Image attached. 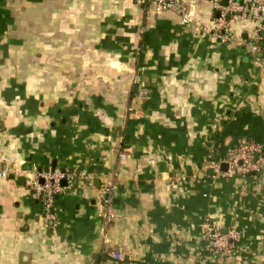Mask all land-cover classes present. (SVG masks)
I'll use <instances>...</instances> for the list:
<instances>
[{
  "label": "crops",
  "instance_id": "crops-1",
  "mask_svg": "<svg viewBox=\"0 0 264 264\" xmlns=\"http://www.w3.org/2000/svg\"><path fill=\"white\" fill-rule=\"evenodd\" d=\"M185 6L211 26L208 2ZM245 26L220 42L133 0H0V264H264V171L204 168L240 140L264 149ZM53 162L77 178L50 222L26 182ZM206 224L238 232L227 262Z\"/></svg>",
  "mask_w": 264,
  "mask_h": 264
},
{
  "label": "built area",
  "instance_id": "built-area-1",
  "mask_svg": "<svg viewBox=\"0 0 264 264\" xmlns=\"http://www.w3.org/2000/svg\"><path fill=\"white\" fill-rule=\"evenodd\" d=\"M136 4L146 8H152L155 12L174 11L180 15L183 26H195L196 29L209 35L212 39L227 42L233 39L230 29L231 21L249 22L252 26L249 32L251 51H261L264 55V0H205L210 4L211 26H204L188 11L186 2L195 0H133ZM260 42L261 46H257ZM124 159V157H120ZM225 165L226 170L221 171ZM204 168L212 172L213 176L232 177L236 173L256 175L264 171V149L256 142L240 140L227 154L218 160H213L204 165ZM82 176V175H81ZM76 174L66 169H54L53 171L34 170L26 185L32 198L38 200L44 209V217L53 221L52 205L57 196L65 194L74 187ZM115 187L109 182L103 188L102 207L106 211V218L113 219L111 212L112 194ZM205 251L223 261L232 258L236 250L239 234L235 230L221 228L206 224L203 227ZM124 255L119 251L109 253L108 264H121ZM103 264V263H99Z\"/></svg>",
  "mask_w": 264,
  "mask_h": 264
},
{
  "label": "rangeland",
  "instance_id": "rangeland-1",
  "mask_svg": "<svg viewBox=\"0 0 264 264\" xmlns=\"http://www.w3.org/2000/svg\"><path fill=\"white\" fill-rule=\"evenodd\" d=\"M244 23H246L245 31H248V30H251L252 29V26L250 25L249 22H244Z\"/></svg>",
  "mask_w": 264,
  "mask_h": 264
},
{
  "label": "water",
  "instance_id": "water-1",
  "mask_svg": "<svg viewBox=\"0 0 264 264\" xmlns=\"http://www.w3.org/2000/svg\"><path fill=\"white\" fill-rule=\"evenodd\" d=\"M262 35L264 36V33H262ZM222 167H226L225 165H222ZM55 168V163L53 162L52 165H51V168L50 170L53 171V169Z\"/></svg>",
  "mask_w": 264,
  "mask_h": 264
}]
</instances>
